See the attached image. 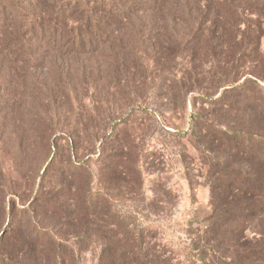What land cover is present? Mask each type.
<instances>
[{
	"label": "rangeland",
	"instance_id": "374dc122",
	"mask_svg": "<svg viewBox=\"0 0 264 264\" xmlns=\"http://www.w3.org/2000/svg\"><path fill=\"white\" fill-rule=\"evenodd\" d=\"M85 1L128 8L123 28L100 20L93 48L28 42L42 0L0 20V264L25 263L8 257L25 226L50 232L65 264H207L222 219L202 135L221 128L224 88L264 68V0ZM38 248L33 263L53 264Z\"/></svg>",
	"mask_w": 264,
	"mask_h": 264
},
{
	"label": "trees",
	"instance_id": "16d2710c",
	"mask_svg": "<svg viewBox=\"0 0 264 264\" xmlns=\"http://www.w3.org/2000/svg\"><path fill=\"white\" fill-rule=\"evenodd\" d=\"M21 1L0 0L2 25L7 16L14 13L13 8H22ZM42 1L46 8L39 15H29L27 41L44 45L46 51L55 53L62 49L77 51L96 47L104 34L110 31V25L100 23V20L110 21L123 28L122 21L128 12L127 7L109 1L100 2L92 8L85 0ZM157 1L150 0V8ZM105 29L108 31L104 32ZM104 42L101 41L102 44ZM20 54L23 59L31 56L28 48L21 49ZM47 58V53L41 56L42 60ZM212 102L220 107L216 115L222 120L221 128L213 120L205 122L202 141L214 152L213 157L207 155L204 158L211 176L209 185L213 212L222 222L214 238L219 240V252L211 254L207 264H264V68L245 74L238 86L224 88L220 97ZM246 114L248 116L244 117ZM201 128L198 130L200 134ZM37 206L52 215L60 212L58 219L65 220L64 223L67 221L65 208L60 203L45 201L42 206ZM22 216L25 218L26 215ZM250 226L254 228V234L248 238L245 232ZM258 232L262 239L257 237ZM52 237L48 231L40 233L25 226V235L17 240L19 249L8 254V257H24V264H35L33 262L37 253L42 254L38 244L45 241L50 249L46 257L51 258L53 264H65L61 251L54 248ZM0 260L3 261L2 258ZM115 260L119 259L115 257ZM5 264L20 263L7 261Z\"/></svg>",
	"mask_w": 264,
	"mask_h": 264
}]
</instances>
